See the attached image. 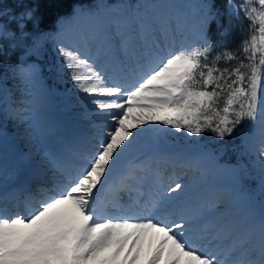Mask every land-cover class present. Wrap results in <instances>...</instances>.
Segmentation results:
<instances>
[{"label":"snow or ice","instance_id":"6c2138e0","mask_svg":"<svg viewBox=\"0 0 264 264\" xmlns=\"http://www.w3.org/2000/svg\"><path fill=\"white\" fill-rule=\"evenodd\" d=\"M228 6L249 21L235 50L212 39L219 17L214 0L199 5L196 43H181L178 49L183 33L177 37L166 19L147 18L140 0H93L81 10L98 21L95 45L119 60L125 74L138 78L109 85L91 57L57 49L76 89L92 97L98 115L111 124L75 171L64 158L49 157L50 175L42 187L25 185L28 194L14 212L0 205V264H264V213L258 234L255 221L242 232L226 229L201 210L160 218L159 211H168L170 193L183 190L180 183L146 206L137 204L131 215L113 203L121 214L106 216L100 205L118 162L138 135L132 129L145 125L191 136L208 130L222 139L250 121L256 126L252 138L264 190V0H228ZM26 15L31 17V10ZM0 63H8L2 44ZM134 110L137 115H131ZM223 211L220 204L211 215Z\"/></svg>","mask_w":264,"mask_h":264},{"label":"rangeland","instance_id":"374dc122","mask_svg":"<svg viewBox=\"0 0 264 264\" xmlns=\"http://www.w3.org/2000/svg\"><path fill=\"white\" fill-rule=\"evenodd\" d=\"M140 3L143 4L142 11L147 18L166 19L170 28L175 29L177 37L183 33L184 40H177V49L181 43L193 44V38L197 39L195 29L200 16L201 0H140ZM88 8L76 4L71 13L58 17V24L61 26L58 31L42 34L43 36L40 35L42 39L38 41L34 39L40 37L38 36L40 33L35 30L29 38L35 44L25 48V60L20 65L22 71L12 78L0 74V118L11 116L9 123L8 120H4L0 125V205L6 206L10 212L16 211L18 201L28 194L25 185H31L33 189L43 186L42 181L45 176L50 175L49 157L64 158L67 168L75 171L82 162V157L95 150L104 130L111 124L103 115H98L99 110L92 103V97L76 89L71 73L63 67V56L57 49L64 46L66 49L76 50L91 57L96 67L105 74L109 85L131 84L138 78L136 75L125 74L119 60L114 61L113 57L106 56L100 47L95 45L94 36L98 21L87 14H80L82 9ZM22 22L20 21L19 25H22ZM1 29L0 26V32ZM21 35V40L28 44V40L23 37L24 34ZM125 57L127 59V54ZM132 59H129V64L132 63ZM81 71L87 74L86 69L81 68ZM137 114V110H134L131 115ZM30 116L39 122L41 127L42 123H46L48 127L33 132L24 131L20 120ZM53 126H57L55 131L52 129ZM145 126L132 130L140 133ZM253 128L254 126L249 122L242 137V144L251 155L250 162L254 170V191L251 195L235 184V166L218 160L217 152L207 146L195 144L187 138L179 141L171 132L174 129L162 127L157 128L156 133L152 135L155 143L153 147L152 145L147 147L146 157L141 155H144L145 150L142 153L138 151L139 154L133 153L135 155L130 159L129 166L120 163V168L115 169L108 190L105 189L100 197L103 214L120 215L121 213L112 207L115 203L120 209L126 207L124 214L131 215L137 212V204L146 206L154 199L163 196L164 191L171 184L174 186L175 183H180L183 185V190L170 193V198L174 197L177 200L174 204L168 202L179 208L177 212L207 211L212 224L223 225L226 228L234 224L231 220L221 224L228 217H233L230 211L224 209L225 212L221 215H211L218 202L226 204L225 200L219 198L225 195L226 197H222L237 198L244 210H251L248 214L250 219L255 218V222L259 221L262 215L259 213H264V194L260 180V163L255 150L257 144L249 140L250 130ZM207 153L218 156L213 159L214 165L207 161ZM15 155L20 158V164L15 162ZM171 160L174 162L173 165L170 164ZM193 161L202 169L197 171L194 169L195 174L190 175V169L196 168ZM181 165H186L182 170L183 178L179 180L174 178L170 184L160 180L173 178ZM217 165L229 170L221 172L214 178L216 172L214 167ZM122 166H125V169L119 174L118 171L123 169ZM135 169L137 171L133 172L134 177L128 178V172ZM138 176L142 178L139 182V192L118 187V184H129V182H132L130 187H133L138 181ZM23 180L24 183L19 185ZM218 183L222 186L217 187ZM122 193L126 195L123 196ZM105 194L109 195L107 202L101 199ZM176 206L172 208H177ZM158 215L164 217L165 213L159 212Z\"/></svg>","mask_w":264,"mask_h":264},{"label":"trees","instance_id":"16d2710c","mask_svg":"<svg viewBox=\"0 0 264 264\" xmlns=\"http://www.w3.org/2000/svg\"><path fill=\"white\" fill-rule=\"evenodd\" d=\"M233 2L239 4L242 0ZM92 3L93 0H0V26L2 28L0 44L3 45L4 52L8 57V63H0V74L6 78H12L22 71L20 65L25 60V48L35 44L29 39L35 30L40 33L38 36L46 35L47 32H56L61 27L58 24L59 16L71 13L76 4L89 7ZM214 3L219 17L218 22L213 25L211 30L212 39L218 44L222 42L220 47L235 50L247 35L249 21L244 18L242 12L239 16L233 14L229 9L228 0H214ZM29 10L32 12L31 17L26 15ZM20 21H23L22 25H19ZM221 33L224 34L221 35ZM21 34H24L23 37L28 40V44L21 40ZM40 39H42L41 36L34 40ZM196 40L193 38V44L196 43ZM220 47H217V52L220 51ZM10 119L11 116L8 118L1 116L0 125L4 120H8L9 123ZM249 122L246 121L240 125L232 136L222 139L217 138L214 133L208 130L198 136L188 135L184 131L172 130L171 132L174 137H178L179 141H183L182 138H187L195 144L210 147L218 152L220 160L236 167L235 184L241 190L252 193L254 170L251 167V155L242 144V137Z\"/></svg>","mask_w":264,"mask_h":264},{"label":"bare ground","instance_id":"6f19581e","mask_svg":"<svg viewBox=\"0 0 264 264\" xmlns=\"http://www.w3.org/2000/svg\"><path fill=\"white\" fill-rule=\"evenodd\" d=\"M120 79V78H119ZM132 83V82H131ZM21 121V126H22V129L24 130V131H28V132H33L34 130H40V129H44L45 127L47 128L48 126H47V124L46 123H42L43 124V126L41 127L40 125L41 124H39V122H36V120H34L33 119V117L32 116H30V117H28V118H26V119H23V120H20ZM57 126H53V131H55ZM26 129V130H25ZM156 131H157V128L155 127V126H152V125H146L142 130H141V132L138 134V135H136V137L133 139V142H132V146L124 153V156H122V158H121V160L118 162V165H117V167H116V169H119L120 168V165L121 164H123V163H125V165H130V159L132 158V156H134L135 154H137L138 153V151H140V153H142L144 150H145V153H144V155L143 154H141L142 155V157H146L147 156V153H146V150H147V147L148 146H150L151 147V145H152V147L154 146V143L155 142H153V140H152V135H154L155 133H156ZM255 133H256V126H254V128L253 129H251L250 130V141H252V143H254V144H256V141H255V139H253L252 137H254L255 136ZM82 135V134H81ZM0 136H1V134H0ZM91 138V137H90ZM72 139V138H71ZM78 140V139H77ZM84 140V139H83ZM93 141V140H92ZM89 143V142H88ZM93 143V142H92ZM74 144V143H73ZM143 149V150H142ZM134 151H136V152H134ZM181 151V150H180ZM133 153H135V154H133ZM190 153H192V151H190ZM211 154H212V152H210ZM139 154V153H138ZM211 154H206L207 156H208V158H207V161L208 162H210L211 164H213L214 165V163H213V159L214 158H217L218 156L217 155H215V154H213V156L211 155ZM176 156V155H175ZM142 159H144V158H142ZM15 162H17V163H21V160H20V158L17 156V155H15ZM184 160V159H183ZM219 160V159H218ZM161 161V160H160ZM121 163V164H120ZM169 163V162H168ZM186 167V165H181V166H179L178 167V169L176 170V172H175V174H174V176H173V178H169V177H167L166 179H160L162 182H165L166 184H170V182H171V180L172 179H174V178H176L177 180H179V179H181V178H183V173H182V170L184 169ZM122 168L123 169H121V170H119L118 171V173L119 174H121V173H123V170L125 169V166H122ZM189 168V167H188ZM214 169H216V174L214 175V177L217 175V174H219L220 172H224V171H228L229 169H226L224 166H222V165H217L216 167H214ZM30 170V169H29ZM152 170V169H151ZM164 170V169H163ZM191 170V174L190 175H194L195 174V171L193 170V169H190ZM218 170V171H217ZM134 171H137L136 169L135 170H131V171H129L128 172V174H127V177L128 178H130V177H134V174H133V172ZM144 171V170H143ZM196 171H197V169H196ZM226 173V172H225ZM163 176V175H162ZM30 178V177H29ZM138 181H137V183L133 186V187H130V185H131V183L132 182H129V184H126V183H123V184H118V187H121L122 186V188H128L130 191H135V193H137V192H139L138 190H139V182L142 180V178L140 177V176H138V179H137ZM144 182V181H143ZM172 185V184H171ZM170 185V186H171ZM221 186H222V184H220ZM148 186V185H147ZM151 186V185H150ZM203 187V186H202ZM24 188V187H23ZM154 188H155V186H154ZM107 190H108V188H106ZM152 190V189H151ZM128 191V190H127ZM154 191H155V189H154ZM229 192V191H228ZM18 193V192H17ZM116 193V192H115ZM119 193V192H118ZM134 193V194H135ZM262 193L264 194V190H262ZM122 195L124 196V195H126L125 193H122ZM108 194H105V195H103V197L101 198V199H103L104 201H106V199H108ZM113 196H114V194H113ZM145 196V195H144ZM223 197H226L225 195H222ZM222 196H219V198H221L223 201H224V199L225 198H223ZM136 197V196H135ZM153 197V196H152ZM162 197V196H161ZM233 198L234 197H231L230 199H232L233 200ZM11 199V198H10ZM150 199V198H149ZM177 199H175L174 197H171L170 198V201H169V203L170 204H172V203H174L175 201H176ZM107 202V201H106ZM119 202V201H118ZM117 202V203H118ZM12 204V203H11ZM221 204V202H218L217 203V205H220ZM121 206H123L122 204H121ZM125 206V205H124ZM126 208V207H125ZM124 208V209H125ZM179 210V208L177 207V208H175V207H171V206H169L168 205V211L167 212H165V211H159V212H162V213H165V216L163 217V216H160V218H165V217H167V216H171V214L172 213H174V212H177ZM223 213H224V211H223ZM251 213V210L249 209L248 211H246V210H244V214L243 215H241V216H239V218H243V219H247L246 217V215H248V214H250ZM260 215L262 214V213H259ZM172 218H175L174 216L172 217ZM229 218V217H228ZM227 218V220H224V222H222L221 224H225V223H227V221L228 220H231L234 224L232 225V224H230V226H226V229H229V228H234V229H236V230H238V231H240L242 228H243V226L242 225H240V226H237V225H239L240 224V222H239V219H237V218H235V217H230L229 219ZM255 220V218L252 220V221H254ZM256 223V222H255ZM249 225V223L247 224V226ZM257 226V225H256ZM141 264H143V261H141Z\"/></svg>","mask_w":264,"mask_h":264}]
</instances>
